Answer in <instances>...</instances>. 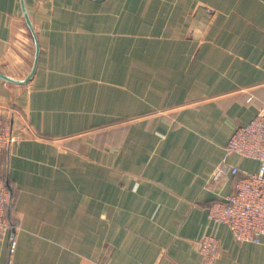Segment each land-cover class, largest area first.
I'll use <instances>...</instances> for the list:
<instances>
[{
  "label": "crops",
  "instance_id": "0c3cea01",
  "mask_svg": "<svg viewBox=\"0 0 264 264\" xmlns=\"http://www.w3.org/2000/svg\"><path fill=\"white\" fill-rule=\"evenodd\" d=\"M40 48L26 84L0 78L20 136L0 264H264L208 207L235 129L264 112V0H25ZM22 0H0V71L29 74Z\"/></svg>",
  "mask_w": 264,
  "mask_h": 264
},
{
  "label": "built area",
  "instance_id": "2783aa9c",
  "mask_svg": "<svg viewBox=\"0 0 264 264\" xmlns=\"http://www.w3.org/2000/svg\"><path fill=\"white\" fill-rule=\"evenodd\" d=\"M20 139L15 130L10 109L0 104V157L10 151ZM226 154H238L259 162L257 172H246L222 160L215 168L212 180L226 175L234 179V191L208 207V217L228 225L240 242L261 243L264 240V112H259L246 124L238 126L231 135ZM13 190L8 175L0 173V235L15 227L10 217ZM219 238L214 234L202 237L199 251L204 264H213L218 253Z\"/></svg>",
  "mask_w": 264,
  "mask_h": 264
},
{
  "label": "water",
  "instance_id": "95a60500",
  "mask_svg": "<svg viewBox=\"0 0 264 264\" xmlns=\"http://www.w3.org/2000/svg\"><path fill=\"white\" fill-rule=\"evenodd\" d=\"M24 1L25 0H22V4H23V8H24V15H25L27 24L29 25V27L31 29V32L33 34V37H34V40H35V44H36L35 45V55H34V61H33L32 68H31L29 74H27L26 76H23V77L12 76V75H9L7 73H4V72L0 71V78L1 79L5 80L6 82H9V83H12V84H17V85L26 84L32 79V77L34 76L35 71L37 69L38 57H39V51H40V48H39V45H38V42H37V37H36L35 31H34V28H33V24L31 22L29 14H28L25 6H24L25 5ZM95 1H102V0H95Z\"/></svg>",
  "mask_w": 264,
  "mask_h": 264
},
{
  "label": "rangeland",
  "instance_id": "374dc122",
  "mask_svg": "<svg viewBox=\"0 0 264 264\" xmlns=\"http://www.w3.org/2000/svg\"><path fill=\"white\" fill-rule=\"evenodd\" d=\"M6 166H5V163L4 164H0V173L1 174H4L6 172Z\"/></svg>",
  "mask_w": 264,
  "mask_h": 264
}]
</instances>
